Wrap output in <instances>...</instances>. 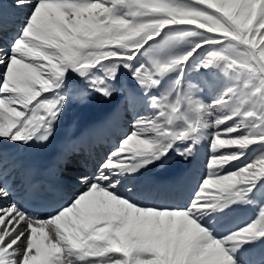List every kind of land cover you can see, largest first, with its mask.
I'll return each instance as SVG.
<instances>
[{"label":"snow or ice","instance_id":"6c2138e0","mask_svg":"<svg viewBox=\"0 0 264 264\" xmlns=\"http://www.w3.org/2000/svg\"><path fill=\"white\" fill-rule=\"evenodd\" d=\"M214 68L231 82L206 103ZM97 98L114 106L75 118ZM201 140L186 199L141 190L142 169L191 165ZM256 202L216 231L225 208ZM259 242L264 0H0V264H249Z\"/></svg>","mask_w":264,"mask_h":264},{"label":"bare ground","instance_id":"6f19581e","mask_svg":"<svg viewBox=\"0 0 264 264\" xmlns=\"http://www.w3.org/2000/svg\"><path fill=\"white\" fill-rule=\"evenodd\" d=\"M10 2V0H8ZM223 71V70H222ZM201 74H192L187 72L189 77L194 75L201 76ZM215 74V73H214ZM213 72L209 76H206L205 79L211 78L214 75ZM217 74V73H216ZM215 74L212 85L206 86L207 88L213 90L211 93L207 91L204 93L205 102L210 103L211 99L215 97L222 89L225 87V84L230 81L229 76H222L225 74L224 71L220 76ZM219 77V78H218ZM229 79H228V78ZM195 79L193 78V81ZM209 80V79H208ZM195 82V81H194ZM198 82V81H197ZM210 83V82H209ZM201 93V95H202ZM117 100L119 97L116 98ZM114 106V101H104L102 99H95L93 102L84 109L77 110L76 117L77 119L83 122H89L100 118L102 115L109 112ZM198 152L195 158L199 160L195 163L191 171L188 170H174V165L176 162L182 158L174 157L172 161L166 167L149 166L147 169H142L141 174L138 177L137 183L139 184L141 190L147 194L157 203H166V204H178L181 203L191 192V186L194 183L195 177H197L200 172L203 170L206 172V168L202 169V165L206 163V157L208 153L207 141L201 140L200 144L197 146ZM187 161V160H186ZM171 171L172 178L164 177V173ZM181 173L189 176L188 180L182 181L180 184L178 182L181 178ZM171 183L173 185H171ZM258 208L257 204H245L239 203L230 205L228 208H225L221 215L215 217L212 223L216 227L218 232H227L228 230H234L245 223L249 222L255 216V210ZM257 211V210H256ZM251 255L247 257L249 259V264H261L257 262L264 257V242H259L250 249Z\"/></svg>","mask_w":264,"mask_h":264},{"label":"rangeland","instance_id":"374dc122","mask_svg":"<svg viewBox=\"0 0 264 264\" xmlns=\"http://www.w3.org/2000/svg\"><path fill=\"white\" fill-rule=\"evenodd\" d=\"M196 39V37H191V36H189V37H180V38H177L167 49H166V51H165V55H177V54H180L181 52H183V51H185V50H187L190 46H191V44H192V42H193V40H195ZM197 63H198V61H197ZM188 71L189 72H191L192 74H201L202 72H206V70H203V69H197V68H195V67H191V68H189L188 69ZM216 74L217 76H220L222 73H223V71H222V69L221 68H214L213 69V74ZM221 73V74H220ZM215 74L214 75H212L211 76V78H208L207 80L210 82L209 84L210 85H212L211 84V82H214L213 80L214 79H212V78H214V76H215ZM222 76H226L225 74H222ZM190 78H194L195 80V82H197V81H199V76H197V75H194L193 77H190ZM219 78V77H218ZM228 78V77H227ZM167 77L165 78V82L167 81ZM229 79V78H228ZM193 81V82H194ZM230 83V82H229ZM228 84V82L225 84V86ZM208 92V93H211L213 90H211V89H209V88H207L205 85H202V90H201V93L202 92ZM204 93H202V95H201V98H202V96H205V94ZM202 99H204V100H207V99H205V97H203ZM251 155H255V153H252ZM257 203H259V202H256V203H253V204H257ZM258 209H259V205H258V208L256 209L257 211H258ZM257 211H256V213H257ZM256 213H255V215H256ZM257 262H261V260H258Z\"/></svg>","mask_w":264,"mask_h":264}]
</instances>
